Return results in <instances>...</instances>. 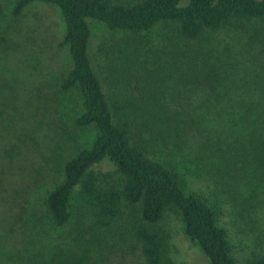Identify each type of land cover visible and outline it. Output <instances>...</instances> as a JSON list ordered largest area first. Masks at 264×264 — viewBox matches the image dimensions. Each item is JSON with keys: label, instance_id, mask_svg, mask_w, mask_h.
I'll use <instances>...</instances> for the list:
<instances>
[{"label": "rangeland", "instance_id": "1", "mask_svg": "<svg viewBox=\"0 0 264 264\" xmlns=\"http://www.w3.org/2000/svg\"><path fill=\"white\" fill-rule=\"evenodd\" d=\"M16 1L0 0V121L5 127L0 131V264H35L75 245L78 189L70 220L60 228L49 223L43 199L62 180L64 162L88 148L96 131L74 124L83 110L79 91L60 89L72 61L67 47L61 46L65 25L59 9L33 2L14 16ZM88 24L89 58L107 96L147 97L153 92L160 110L183 130L181 139L169 145L137 135L134 144L172 168L186 193L213 206L236 264L264 257V177L250 168L249 178L238 177L246 181L232 183L227 177L233 161L217 158L229 150L249 168L243 150L264 144V23L233 21L194 40L182 39L175 24H159L141 37L111 32L94 20ZM115 41L130 52L124 57L113 54ZM135 55L137 64L129 58ZM177 60L176 65L184 67L212 66L222 78L201 82L191 72L187 79H178L174 72L149 74ZM111 65H128L136 77L121 74L112 81L107 75ZM223 168L227 177L219 173ZM93 170L121 182L107 159ZM159 226L168 235L173 264H209L184 236L178 215L168 213ZM118 233L123 235L122 230ZM117 238L112 248L102 244L94 252L93 264H143L138 249L128 250L134 243L130 234Z\"/></svg>", "mask_w": 264, "mask_h": 264}, {"label": "trees", "instance_id": "2", "mask_svg": "<svg viewBox=\"0 0 264 264\" xmlns=\"http://www.w3.org/2000/svg\"><path fill=\"white\" fill-rule=\"evenodd\" d=\"M33 2L59 9L65 25L61 46L67 47L72 61L60 89L79 91L83 110L74 124L79 128L93 127L96 131L88 148L64 162L62 180L43 199L49 223L60 228L70 220L72 198L78 189L80 205L73 237L75 245L69 250L58 249L48 259L35 264H93L92 256L102 244L112 248L115 239L125 234H130L134 241L128 250L138 249L143 264H173L168 256V235L159 228L165 216L173 212L178 215L184 236L199 248L209 264H236L226 231L217 224L213 206L195 193H186L172 168L149 158L143 147L133 142V135H137L161 146L169 145L183 136L179 121L160 110L153 92L147 97L133 94L107 96L89 58L91 29L88 20L102 23L111 32L140 37L159 24H175L182 39L194 40L205 31L218 30L233 21L264 23V0H135L130 3L17 0L13 15L18 16ZM119 43L111 44L112 53L124 57L131 48L121 43L119 47ZM135 50H138L137 46ZM129 58L136 64L139 60L138 55ZM176 63L178 60L169 66H158L149 74L156 76L168 72L173 75L174 72L178 79H187L185 76L189 78L187 74L191 72L190 76L194 78L195 74V79L201 82L222 78L212 66L199 68L189 63L191 65L184 67ZM128 68V65H111L107 71L108 79L113 81L121 74L136 77ZM262 72L264 74V61ZM3 122L0 121V131L5 128ZM243 151L251 161L249 168L229 150L217 156L233 161L230 177L224 173V168L219 170L232 183L246 181L250 168L264 177V144L258 143V146ZM105 159L114 165L120 183L93 170ZM240 175L247 176L239 179ZM123 225L125 228L121 227ZM120 230L123 235L118 233ZM247 264H264V257L257 256Z\"/></svg>", "mask_w": 264, "mask_h": 264}]
</instances>
